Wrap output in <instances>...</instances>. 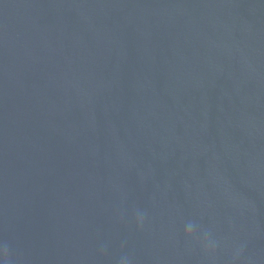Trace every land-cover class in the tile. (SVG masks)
<instances>
[{
    "label": "water",
    "instance_id": "1",
    "mask_svg": "<svg viewBox=\"0 0 264 264\" xmlns=\"http://www.w3.org/2000/svg\"><path fill=\"white\" fill-rule=\"evenodd\" d=\"M0 264H264V0H0Z\"/></svg>",
    "mask_w": 264,
    "mask_h": 264
},
{
    "label": "clouds",
    "instance_id": "2",
    "mask_svg": "<svg viewBox=\"0 0 264 264\" xmlns=\"http://www.w3.org/2000/svg\"><path fill=\"white\" fill-rule=\"evenodd\" d=\"M186 235L189 236V237L194 235V232H193V229H192L191 225L188 226V228L186 230Z\"/></svg>",
    "mask_w": 264,
    "mask_h": 264
}]
</instances>
